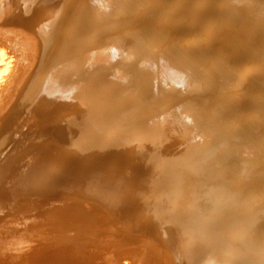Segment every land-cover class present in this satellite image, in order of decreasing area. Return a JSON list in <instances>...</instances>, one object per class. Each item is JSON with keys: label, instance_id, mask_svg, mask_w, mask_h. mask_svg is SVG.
<instances>
[{"label": "bare ground", "instance_id": "bare-ground-1", "mask_svg": "<svg viewBox=\"0 0 264 264\" xmlns=\"http://www.w3.org/2000/svg\"><path fill=\"white\" fill-rule=\"evenodd\" d=\"M0 264H264V0H0Z\"/></svg>", "mask_w": 264, "mask_h": 264}, {"label": "rangeland", "instance_id": "rangeland-1", "mask_svg": "<svg viewBox=\"0 0 264 264\" xmlns=\"http://www.w3.org/2000/svg\"><path fill=\"white\" fill-rule=\"evenodd\" d=\"M24 128H25V126H24ZM24 128H23V130L27 129V127H26L25 129H24ZM39 129H40V128H39ZM41 129H42V128H41ZM41 129H40V130H37L38 132L40 131L39 134H38V132H36V131L30 132V133H31V134L34 133V135L37 133L36 135L39 136L41 133H43V132H42L43 129H42V131H41ZM44 132H45V131H44ZM46 133H48V134H46ZM45 134H46V136H48V137H49V134H50V137H51V136H52L53 134H55V133H54V132H53V133H52V132H50V133H49V132H45V133L43 134V137H45V136H44ZM36 135H35V136H36ZM38 136H37V137H38ZM12 137L15 138V137H16V134H14ZM33 137H34V136H33ZM37 137H35L36 139H33V140H38V139L43 138V137H42V134H41L38 138H37ZM50 137H49V138H50ZM53 137H54V136H53ZM6 146H7V149H8V148L11 147V144H10V145L8 144V145H6ZM3 151H4V150H3ZM47 151H49V150H45V152H47ZM54 151H55V150H54ZM54 151H53V152H54ZM48 153H49V152H48ZM48 153H47V154H48ZM54 153H56V151H55ZM48 155H49V154H48ZM2 156H3V154H2ZM2 156H1V157H2ZM51 157H52V156H51ZM46 158H47V157H46ZM49 158H50V157H49ZM49 158H48V159H49ZM50 159H51V158H50ZM52 159H53V157H52ZM125 159H126V158H123V160H122V163H123L124 165H125L126 162H127V164H128V161H125ZM132 159H133V161H132V160H131V161H132L135 165H136L137 163H139L137 159H136V160H135V158H132ZM114 160H116V159H114ZM119 160H121V159H117V161H119ZM111 161H112V160H111ZM123 161H125V163H124ZM131 161H129V163H130ZM107 162H109V168H108V165H107V167L104 166L105 168H107V171H108V169L111 170L110 167H112L113 165H116V164L118 163V162H116V161H113V162H115V163H114L113 165H112V163H111V165H110V161L107 160ZM119 162H120V161H119ZM135 162H136V163H135ZM123 164H122V165H123ZM103 165H105V162H104ZM119 165H121V164H117L119 170H118L117 167L114 168V166H113V168H114L115 170L117 169L118 171H122V170H124V171L121 172L120 175H122V173H123V175H124V174H125V175L127 174L126 177H128V175H129V177H130V175L132 174L131 177H132V176L135 177V173H134L135 171H132L133 169H130V167H131V168H132V167L134 168L135 165L132 164V165H133V166H132L131 164H128L130 167L127 165V166H126L127 168H125V166H119ZM101 167H103V166L101 165ZM104 167H103V168H104ZM120 167H123V169L121 170ZM128 167H129V168H128ZM136 167H137V166H136ZM114 169H113V170H114ZM127 169H130V173H131V171H132V173H131V174H128L129 172H128ZM105 170H106V169H105ZM125 170H126V172H125ZM118 171H117V174H119ZM110 173H111V172H110ZM133 173H134V174H133ZM111 174H112V173H111ZM125 175H124V176H125Z\"/></svg>", "mask_w": 264, "mask_h": 264}]
</instances>
